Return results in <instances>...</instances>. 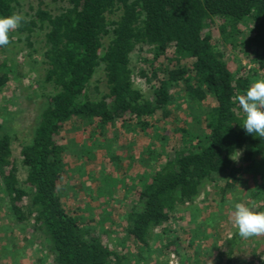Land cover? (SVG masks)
Instances as JSON below:
<instances>
[{
  "label": "trees",
  "instance_id": "1",
  "mask_svg": "<svg viewBox=\"0 0 264 264\" xmlns=\"http://www.w3.org/2000/svg\"><path fill=\"white\" fill-rule=\"evenodd\" d=\"M50 1L64 5L52 10L36 0L22 12L19 0H0V17L19 12L28 20L10 34L12 43L22 42L30 56L36 51L32 38L41 35L42 81L49 88L17 160L9 134L0 130V195L12 222L32 221L49 264H131L132 255L111 249L91 220L84 222L63 205L60 134L78 124L102 133L119 123L125 130L151 132L165 146L160 129L171 115V88H181L186 102L195 105L187 108L191 123L175 129L178 136L157 170L135 178L123 216L127 238L149 252L155 230L171 233L167 229L178 208L193 204L204 185L217 186L221 196L234 190L243 168L233 160L237 153L259 177V191L250 197H264V138L246 134L244 113L234 99L255 81L254 69L264 72V0ZM223 44L240 51L252 67L230 63ZM9 45L0 46V92L15 74ZM144 48V66L134 74L130 56ZM98 68L103 90L94 86L98 98L92 99L89 88ZM137 77L150 90L148 98L135 86ZM207 99L212 106L204 105ZM239 236L235 231L220 244L218 263L234 264ZM163 251L177 264H189L185 247L172 234ZM256 261L264 264V243Z\"/></svg>",
  "mask_w": 264,
  "mask_h": 264
},
{
  "label": "rangeland",
  "instance_id": "2",
  "mask_svg": "<svg viewBox=\"0 0 264 264\" xmlns=\"http://www.w3.org/2000/svg\"><path fill=\"white\" fill-rule=\"evenodd\" d=\"M19 3L22 12H29L30 7L36 6V0H19ZM44 3L52 10L64 5L63 2L50 0H44ZM214 37L219 41L217 35ZM32 40L36 51L30 56L22 42L9 45L7 56L15 67V74L0 92V130L9 134L12 154L16 160L19 145L30 137L42 105V95L49 89L42 81L41 35L37 34ZM221 50L230 63L239 62L247 68L252 67L246 65L240 51L232 50L228 44L221 45ZM144 51L146 48L141 51L137 49L130 56L134 74L144 66L141 62ZM253 76L254 80L264 78V72L254 69ZM102 78V70L98 68L89 88L92 99L98 98L92 92L94 86L103 90ZM135 86L145 98L150 96V90L138 77ZM170 90L173 98L167 107L171 115L160 129V133L167 139L165 146L154 139L153 133L141 132L137 128L125 130L119 123L102 133L80 124L75 129L73 127L69 130L67 127L61 132L60 142L65 147L61 180L62 202L68 211L81 215L84 222L91 220L97 234L103 237L111 249L132 255L131 264H177L174 256L163 251L171 234L185 247L189 264H220L216 258L220 244L238 231L231 219L233 205L245 202L253 210L264 211V197H250L251 193L259 191V177H255L251 170L244 167L241 153L234 156V159L238 158L234 160L235 164L243 167L239 174L240 183L236 188L221 196L217 186L204 185L193 204L178 208L167 229L171 233L165 235L161 230H155L154 245L149 252L136 247L124 231L123 216L133 199L132 185L135 178L139 174L147 176L157 170L178 136L175 129L186 122L191 123L187 108H195V105L186 102L181 88ZM204 105L212 106V100L207 99ZM258 162L257 160L255 169L257 173H261L263 168ZM18 177L21 181L24 179L21 168ZM218 184L220 186L222 180ZM262 243L264 236H239L234 251V264H257L256 254ZM136 255L143 257L138 260ZM0 264H49L47 250L32 221L20 225L12 222L1 195Z\"/></svg>",
  "mask_w": 264,
  "mask_h": 264
},
{
  "label": "clouds",
  "instance_id": "3",
  "mask_svg": "<svg viewBox=\"0 0 264 264\" xmlns=\"http://www.w3.org/2000/svg\"><path fill=\"white\" fill-rule=\"evenodd\" d=\"M27 22V17L19 12L0 17V46L11 44L10 34ZM234 99L245 114L242 128L246 134L264 138V78L253 81L244 94ZM233 208L232 223L242 238L264 236V211L253 210L245 202H237Z\"/></svg>",
  "mask_w": 264,
  "mask_h": 264
}]
</instances>
